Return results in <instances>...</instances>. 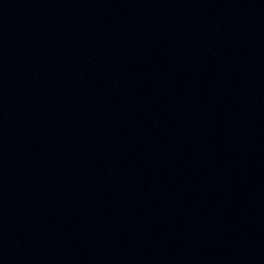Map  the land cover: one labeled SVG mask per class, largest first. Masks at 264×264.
I'll use <instances>...</instances> for the list:
<instances>
[{
  "label": "water",
  "instance_id": "water-1",
  "mask_svg": "<svg viewBox=\"0 0 264 264\" xmlns=\"http://www.w3.org/2000/svg\"><path fill=\"white\" fill-rule=\"evenodd\" d=\"M0 264H264V0H0Z\"/></svg>",
  "mask_w": 264,
  "mask_h": 264
}]
</instances>
